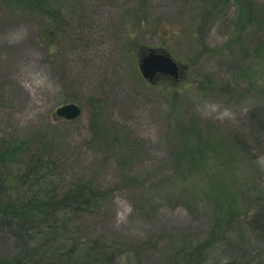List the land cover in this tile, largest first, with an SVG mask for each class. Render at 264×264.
<instances>
[{
  "label": "rangeland",
  "instance_id": "1",
  "mask_svg": "<svg viewBox=\"0 0 264 264\" xmlns=\"http://www.w3.org/2000/svg\"><path fill=\"white\" fill-rule=\"evenodd\" d=\"M249 1L258 15L263 0H152L151 12L142 16L145 24L136 26L141 13H131L141 0H53L51 11L65 14L68 30L51 41L43 34L54 18L15 11L0 0V140L20 133L27 157L41 155L57 164L60 189L83 178L113 189L102 215L86 217L71 236L91 264H117L99 258L103 246L119 239L150 241L140 264L177 262L172 254L184 246L180 237L187 232L203 237L210 223V206L201 198L211 196L223 208L229 203L236 217L260 212L252 206L256 197L264 198V148L246 158L223 127H236L242 119L264 121V51L252 43L256 30L242 11ZM236 18L243 24L235 27ZM148 49L168 52L179 77L144 80L139 55ZM71 103L81 115L56 120V109ZM191 121L212 151L198 162L199 170L170 185L164 176L175 160L167 159L168 148L183 130L179 125L188 127ZM133 147L139 148L128 153ZM24 166L17 163L12 178L18 180ZM135 169L139 188L126 185ZM249 177L256 179L257 191L252 188L233 205L230 190ZM152 185L154 190H144ZM162 193L166 202H157ZM118 211L125 213L120 221ZM244 240L245 246L238 242L244 262L236 257L238 264H264V238L246 232ZM96 241L99 249L92 251ZM126 259L119 264H127Z\"/></svg>",
  "mask_w": 264,
  "mask_h": 264
},
{
  "label": "trees",
  "instance_id": "2",
  "mask_svg": "<svg viewBox=\"0 0 264 264\" xmlns=\"http://www.w3.org/2000/svg\"><path fill=\"white\" fill-rule=\"evenodd\" d=\"M2 1L15 11L26 13L39 11L38 13L45 19L54 18L50 27L43 34L46 38H52L51 41L57 40V34L64 35V32L68 30L66 23H64L65 14L58 10L53 15L50 5L53 0ZM141 2L138 9L131 13L136 17L138 16L137 12L141 13L140 19L137 20L136 18V26L145 24L146 21L142 16L149 14L152 9V0H141ZM262 2L260 5L257 4L258 15L254 14L256 5L252 1H249L247 6L242 5V11L245 12L244 16H247V25L253 26L252 31L256 30L255 36L258 35L256 39L255 36L252 38V43L260 51H264V0ZM54 22L56 26L53 25ZM242 24L239 20L237 22L236 18L233 25L236 27ZM233 35H236V33L233 32ZM240 45H242V42ZM205 80H208V78ZM206 83H211V81ZM231 85V82L227 83L226 89ZM212 87L214 86L212 85ZM190 118L187 115L185 119L190 120ZM191 122H188V127L184 126L186 129L181 124L179 125L183 130L176 133L174 138L176 144H172L168 148L171 149L167 152V159L170 162L175 160V163L168 167L167 175L164 176L165 173L161 177H166L170 185H176L180 179H183V174L188 176L191 171L199 170L198 162L202 161L207 154H211L210 141L204 139L205 135L201 132L198 124H195L194 121ZM251 122L242 119L236 127L223 126L226 127L225 132L229 137L228 141L233 143L242 153H245L246 158L249 156V159L250 157L254 158L252 156L253 152L254 154L255 151L258 153L264 148V121L253 118ZM20 135V133L11 134L8 138L0 140V264H91L88 259L89 254L79 253L80 245L77 244V238L72 239L71 236L76 233L77 228L81 227L86 217L102 215L113 189L85 178L79 179L73 186L65 190L58 188L59 185L56 183L59 178L54 173L57 164L54 162V164H50V161L44 159L41 155L27 157L26 145L25 142H22ZM103 137L100 134L96 135L99 142L102 141ZM197 143H202V146L199 147ZM180 144L183 150L181 149L179 152L177 147H181ZM174 145H177L175 149L172 147ZM138 148L133 147L128 150V153H133ZM213 149L215 152L217 151L215 144ZM55 150L57 151V148ZM208 157L209 155L205 159ZM180 159L183 167L177 164ZM22 162L25 164L24 171L17 176L18 180H16V177L12 178L14 177L12 169L17 163ZM137 170L135 169L134 173H130L129 181H126V185L131 188L137 186L139 188L142 183L137 178ZM153 174H156L155 171ZM12 184H16L13 185L16 187H13ZM255 184H257L256 179L245 178L242 187L235 185V190L234 187L232 191L230 190V192H233V199L229 202L234 205L239 198L244 199V195L253 192L252 188H255ZM154 185L144 190H149V188L154 190ZM260 189L262 188L260 187ZM253 190L257 191V187ZM158 196L160 198L156 200L157 202H166L163 199V193ZM203 200H205V204L210 206L212 212L210 223H207V226L204 227V236L200 237L197 232L184 233L179 239V243L184 246L179 248L178 252L172 254V258L177 261L173 264H238L236 257L241 260L243 257L239 252L238 242L243 246L246 245L245 233L256 232L264 238V198L259 196L255 198L252 206L254 207L253 211L260 212H256L250 218L247 217L249 212L238 217L234 216V213L237 214V212H233V206L231 207L228 203L223 208L222 205H219V201L211 196H209V199L207 197L201 198L202 202ZM146 202L150 203V200ZM177 204L180 203L177 202ZM236 204L239 206V203ZM243 204L245 205V201L241 202L240 206L244 207ZM192 206L190 205L189 208H193ZM256 206L260 207L256 209ZM154 208L155 205L152 209L154 210ZM244 218L246 220H243ZM243 227L247 230L244 231ZM236 235H238L236 237L237 241H233ZM10 242L16 245V251H14L12 245L10 246ZM158 242L161 241L158 240L156 245ZM108 243L115 244L105 248L103 246L104 251L99 259H106L108 262L117 260L119 261L116 262L117 264L125 258H127V264H133L132 260H136L140 264V257L145 254L147 247L151 245L150 241L142 243L127 239H119ZM97 245L98 241L94 243L93 248L95 249L92 251L99 249ZM181 252L184 255H181ZM223 256L229 261L223 259ZM242 262L244 261L242 260ZM252 262L250 260L247 264Z\"/></svg>",
  "mask_w": 264,
  "mask_h": 264
},
{
  "label": "water",
  "instance_id": "3",
  "mask_svg": "<svg viewBox=\"0 0 264 264\" xmlns=\"http://www.w3.org/2000/svg\"><path fill=\"white\" fill-rule=\"evenodd\" d=\"M140 56L139 71L143 79L153 82L158 75L179 77V69L171 55L164 50L149 49L143 51ZM56 117L71 121L81 115V108L76 104H66L56 109Z\"/></svg>",
  "mask_w": 264,
  "mask_h": 264
},
{
  "label": "clouds",
  "instance_id": "4",
  "mask_svg": "<svg viewBox=\"0 0 264 264\" xmlns=\"http://www.w3.org/2000/svg\"><path fill=\"white\" fill-rule=\"evenodd\" d=\"M129 211L131 210L130 209V206H129V209H128ZM124 216H125V213L123 212V211H118L117 212V220L118 221H120V220H122L123 218H124Z\"/></svg>",
  "mask_w": 264,
  "mask_h": 264
}]
</instances>
